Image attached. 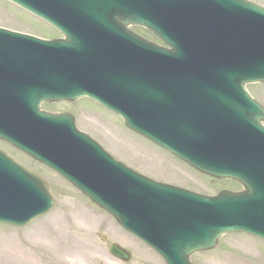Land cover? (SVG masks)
<instances>
[{
  "label": "water",
  "instance_id": "water-1",
  "mask_svg": "<svg viewBox=\"0 0 264 264\" xmlns=\"http://www.w3.org/2000/svg\"><path fill=\"white\" fill-rule=\"evenodd\" d=\"M12 1L57 26L65 34L66 39L42 41L0 29V34L8 35L19 42L15 44L6 36L0 37V47L4 50L7 49L11 56H15L18 51L26 52L24 44L28 43L43 48H51L57 45L58 49L69 48L71 54L77 56L81 54L82 45L78 40L84 36V33L75 34L72 29L75 26V19L79 18L78 16L83 10H90L93 0ZM232 1L250 14H256L257 19L261 15L264 18V8L246 0ZM183 2L189 4L195 1L168 0V9L170 10L175 3ZM193 8V6L184 7V9ZM114 15H117L116 19L118 17L123 18L122 22L117 23L121 29H124L122 23L126 21L149 25V23H145L127 12L115 10L110 16L114 17ZM97 20L98 18L94 21ZM257 22L258 24L254 18L251 20L247 16L242 24L237 25L242 30H246L245 34L247 35L250 34L251 29L259 27L251 39L247 38L250 44L256 38H264V21ZM235 27L233 26L226 34V39L231 42L236 41L240 36V33L234 30ZM215 36L219 38L223 37L224 34L216 31ZM164 38L173 44L169 38ZM84 45H86V40H84ZM169 51H171L169 53H173L175 49ZM262 58L263 63L259 65V69L245 72L244 65H242L243 73L239 75L237 72H233L234 84L231 90L246 93L243 88L245 82L264 81V53ZM105 73L113 76L109 80L111 84H116L120 91L125 92L121 93V97L129 96L128 92H130L132 80L128 73ZM173 77L174 72L168 65L167 89H169L168 82L173 81ZM135 84L138 114L140 106L151 103L149 99L151 97L144 95V92L148 90L141 78H138ZM68 90L70 92L64 94L71 97H77L86 92L75 87ZM202 91L226 90L212 86ZM243 92L241 96H238L239 101H232L231 110L228 109L230 112L219 110L222 108L214 102L210 103L201 115L197 117L191 115L192 118L186 120L195 122L191 127L183 125L178 120L177 122L173 121L170 111H168L166 129L163 135L151 133L142 127L140 122L131 120L126 112L127 108L123 104H121L124 107L122 110L101 99L98 95L93 96L115 109L125 119L129 127L168 148L196 169L215 177L238 180L245 188L241 192L223 191L216 196H204L153 181L137 173H128L116 163L111 164L120 169V177L113 178L117 175V171H104V174L98 179L95 177L89 186H84L75 182L62 167L56 166L48 159H43L19 141L5 135L2 136L74 182L93 201L111 213L124 229L154 247L164 257L167 264H190L188 256L191 253L212 248L222 233L242 231L264 238V127L261 123L264 120V109ZM151 96L154 95L151 94ZM57 97L56 95H36V93L27 95L28 104L35 109L41 99ZM224 97L227 95L223 96L222 93L214 96L217 100ZM232 97L234 95L231 94ZM169 100L167 94V102ZM175 101L169 102L167 109L176 108ZM177 109V112H181L180 107ZM48 118L50 120L60 119L56 116H48ZM227 123L229 125H226ZM204 124L207 126L203 129ZM77 135V137L86 140L85 135ZM62 162L66 164L67 161L63 160ZM128 178L133 181L130 187L127 183ZM5 182H8L6 186L1 184ZM188 202H191L190 205ZM53 204L54 200L48 191L46 182L0 151V223L24 225L36 216L50 210ZM201 217L206 221H203ZM210 222L214 224V227ZM109 252L123 261L130 259L129 250L116 243L111 244Z\"/></svg>",
  "mask_w": 264,
  "mask_h": 264
},
{
  "label": "rangeland",
  "instance_id": "rangeland-1",
  "mask_svg": "<svg viewBox=\"0 0 264 264\" xmlns=\"http://www.w3.org/2000/svg\"><path fill=\"white\" fill-rule=\"evenodd\" d=\"M253 1L264 6V0ZM0 26L44 37L59 35L49 25L7 0H0ZM133 30L141 37L158 42L148 30L137 26ZM248 89L264 107V83L249 84ZM77 106L81 108L80 117L74 111ZM43 107L56 112H75L80 129L113 156L156 180L205 194H215L222 189H243L236 180L218 179L196 172L148 139L126 128L115 115L88 100L76 104L61 101L46 103ZM106 125L111 126L107 132L99 128H106ZM105 133L109 135L105 137ZM0 147L30 170L41 174L55 198L52 211L25 228L0 225V264H165L157 253L125 233L109 213L97 207L56 173L1 141ZM84 212L93 219L92 223L82 222L80 214ZM47 237H54V241L49 242ZM238 241L241 242L239 245H233ZM242 242L254 245L257 250L255 253L248 251L245 257L234 256L231 259L233 264H238V260L243 261L241 264H264V241L247 234L222 235L214 248L196 252L190 260L193 264H229L225 262L226 258L221 257V248L233 245L230 249L240 255ZM112 243L131 251L130 260L123 262L113 257L108 251Z\"/></svg>",
  "mask_w": 264,
  "mask_h": 264
},
{
  "label": "bare ground",
  "instance_id": "bare-ground-1",
  "mask_svg": "<svg viewBox=\"0 0 264 264\" xmlns=\"http://www.w3.org/2000/svg\"><path fill=\"white\" fill-rule=\"evenodd\" d=\"M98 124H100V123H98ZM99 128H101L102 131L107 132L111 128V126L106 125V128L105 127H102V126H99ZM114 130H116V129L114 128ZM105 135H106V133H105ZM131 146L133 147L132 143H131ZM150 159L152 160V158H149V160ZM80 218L82 219V222L84 224H90V223L93 222L92 221L93 219L90 218V216H87L85 212L80 214ZM42 237H45V235H42ZM47 239H48L49 242L54 241V237H47ZM240 243H241L240 241L234 242L233 245H235V244L239 245ZM231 247L221 248L222 249V251H221V253H222L221 254V257L224 258V259L226 258L225 259V262L226 263H229V264L230 263L233 264V261H231V259H233L234 256H242V257H245V256L248 255V253H247L248 251L255 253V251L257 250L254 245H251V244L242 242V244H241L242 250H240V255H239L236 252H233V250L230 249ZM81 258H84V257L81 256ZM84 262L88 263L89 261H84ZM242 262L243 261H239L238 260V264H241ZM235 264H237V263H235Z\"/></svg>",
  "mask_w": 264,
  "mask_h": 264
}]
</instances>
